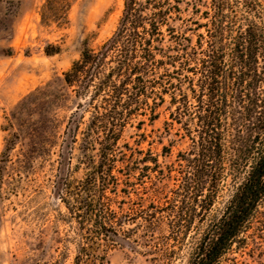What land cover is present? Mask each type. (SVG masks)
Here are the masks:
<instances>
[{"label":"trees","instance_id":"1","mask_svg":"<svg viewBox=\"0 0 264 264\" xmlns=\"http://www.w3.org/2000/svg\"><path fill=\"white\" fill-rule=\"evenodd\" d=\"M47 1L43 19L69 6ZM178 2L124 0L112 34L96 49L84 46L62 73L77 108L59 143L53 188L75 224L71 264H102L121 241L146 248L161 264H172L185 247V264H219L263 213L264 0H210L202 11L193 5L199 18L188 19L184 31L170 24ZM186 31L195 34L193 43ZM165 102V129L175 126L187 146L175 163L156 169L155 157L132 159L136 151L118 142L128 120L153 121ZM80 107L90 113L82 127ZM14 144L6 140L0 161ZM42 144L33 150H45ZM30 161L20 160L24 167ZM79 168L80 179H70ZM138 168L173 186L162 197L132 199L129 176ZM224 189L228 197L212 213Z\"/></svg>","mask_w":264,"mask_h":264},{"label":"rangeland","instance_id":"2","mask_svg":"<svg viewBox=\"0 0 264 264\" xmlns=\"http://www.w3.org/2000/svg\"><path fill=\"white\" fill-rule=\"evenodd\" d=\"M66 1L69 6L63 13L43 19L47 0H0V159L6 140L15 141L0 161V264H71L75 254V224L68 221L65 205L53 188L59 143L69 116L77 108L71 88L62 83V73L79 58L84 46L96 49L112 34L124 0ZM209 3L179 0L178 16L170 24L184 31L191 26L188 19L199 18L193 14V5L202 11ZM186 35L193 43L195 34L186 31ZM164 37L165 46L170 41ZM53 49L58 51L45 52ZM166 105L156 108L153 121L143 116L128 120L118 142L136 151L132 159L146 154L155 157L156 169L175 163L177 151L187 146L185 139L174 135L175 126L166 131ZM87 109H77L83 115L81 127L89 117ZM141 119L144 122L137 128ZM40 144L45 150H33ZM164 146L169 147L167 152ZM124 151L129 154V150ZM23 156L31 160L25 167L20 162ZM82 174L79 168L69 175L75 181ZM156 175L153 170L134 169L129 176L134 182L130 197L148 199L166 194L173 180L157 182ZM228 193L227 189L221 192L212 213L220 212ZM259 210L263 213L246 231L242 246H233L219 264H264V205ZM145 250L131 241H121L107 252L102 264H161ZM187 252L183 248L172 264H185Z\"/></svg>","mask_w":264,"mask_h":264}]
</instances>
